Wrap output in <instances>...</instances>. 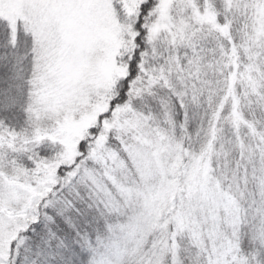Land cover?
Returning a JSON list of instances; mask_svg holds the SVG:
<instances>
[{
  "label": "snow or ice",
  "instance_id": "6c2138e0",
  "mask_svg": "<svg viewBox=\"0 0 264 264\" xmlns=\"http://www.w3.org/2000/svg\"><path fill=\"white\" fill-rule=\"evenodd\" d=\"M0 264H264V0H0Z\"/></svg>",
  "mask_w": 264,
  "mask_h": 264
}]
</instances>
